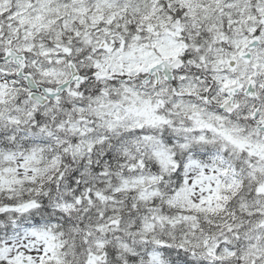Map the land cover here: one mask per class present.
Returning a JSON list of instances; mask_svg holds the SVG:
<instances>
[{
  "label": "snow or ice",
  "instance_id": "1",
  "mask_svg": "<svg viewBox=\"0 0 264 264\" xmlns=\"http://www.w3.org/2000/svg\"><path fill=\"white\" fill-rule=\"evenodd\" d=\"M0 264H264V0H0Z\"/></svg>",
  "mask_w": 264,
  "mask_h": 264
}]
</instances>
